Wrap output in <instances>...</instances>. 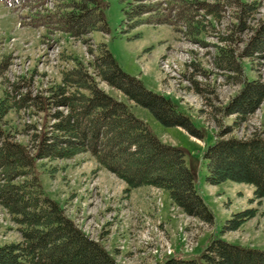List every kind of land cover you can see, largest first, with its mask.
<instances>
[{
  "label": "rangeland",
  "instance_id": "1",
  "mask_svg": "<svg viewBox=\"0 0 264 264\" xmlns=\"http://www.w3.org/2000/svg\"><path fill=\"white\" fill-rule=\"evenodd\" d=\"M22 1L0 0V104L3 101L14 106L2 120L6 128L19 131L23 123H36L40 131L47 121L46 111H40L31 101L24 105L18 102L26 95L47 96L49 88L61 83L63 73L76 60L93 61L97 46L104 44L125 72L141 79L153 92L170 97L204 130V139L200 140L182 126L167 127L148 108L98 77L100 87L128 103L163 142L184 150L188 166L196 173L197 189L214 214V224L186 213L165 189L148 185L128 189L89 153L70 159H43L37 165L43 189L61 204L66 215L102 243L120 264H164L171 254L200 259L215 238L264 249V197L256 198L252 184L226 180L212 185L206 181L204 151L215 142L222 118L218 110L242 86L236 81V72L218 64L219 49L236 50V59L243 63L249 80L264 76V56H238L249 32L239 31L237 9L222 4L216 16L194 9L188 22L176 20L174 25L150 22L148 14L137 15L134 9L137 4L157 5L151 13L155 19L163 15L175 19L172 6L173 2L181 3L179 0H103L109 31H94L91 41L84 43L45 25L33 26L43 6ZM243 1L258 4L247 21L249 26L264 18V0ZM235 117L229 115L224 121L233 124ZM253 130H264V104L236 134L243 137ZM33 132H19L15 137L28 144ZM251 208L255 209L252 217L236 229L224 230L235 213ZM17 228L0 205V247L21 238Z\"/></svg>",
  "mask_w": 264,
  "mask_h": 264
},
{
  "label": "trees",
  "instance_id": "2",
  "mask_svg": "<svg viewBox=\"0 0 264 264\" xmlns=\"http://www.w3.org/2000/svg\"><path fill=\"white\" fill-rule=\"evenodd\" d=\"M30 1L33 5L43 3L42 0H25L27 5ZM179 1L181 3L173 2L172 6L175 19L167 15L155 19L151 13L157 5L137 4L134 11L137 15L148 14L150 22L176 25V20L188 22L189 13L194 9H204L216 16L222 4L229 5L237 9L239 31L249 32L238 56L251 59L264 56V18L253 26L247 24L257 10L255 1ZM54 2L55 9L39 13L32 21L33 26L45 25L84 43L91 41L94 31H109L107 5L103 0ZM90 52L93 53L92 46ZM236 54L231 47L221 48L217 54L220 67L236 72V81L242 86L218 110L222 118L218 121L215 142L204 151L206 181L212 185L226 180L252 184L256 198H262L264 130H253L243 137L238 136L236 130L264 104V76L249 80ZM98 77L148 108L163 125L182 126L192 136L204 139V130L197 127L177 103L153 92L141 79L125 72L104 44L97 46L93 61L76 60L75 65L63 73L61 83L49 88L47 96L29 98L26 95L18 102L24 105L31 101L37 109L46 111L47 121L40 131L37 132L36 123H23L16 132L6 128L2 120L14 106L2 101L0 205L18 225L21 238L0 247V264H120L102 243L66 215L57 200L46 194L37 169L43 159H70L89 153L100 167L123 180L128 189L146 185L165 189L186 213L214 224V214L197 189L196 173L188 166L184 150L163 142L145 120L135 115L128 103L100 87ZM232 114H236L233 124L227 125L224 118ZM28 131H34L30 143L16 139V134ZM254 213L252 208L235 213L224 230L236 229ZM164 264H264V249L215 238L200 259L169 257Z\"/></svg>",
  "mask_w": 264,
  "mask_h": 264
}]
</instances>
